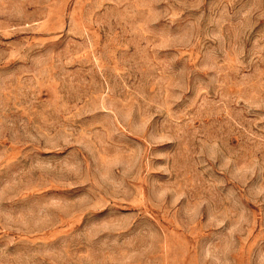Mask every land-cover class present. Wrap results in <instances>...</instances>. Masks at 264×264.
I'll use <instances>...</instances> for the list:
<instances>
[{
    "label": "rangeland",
    "instance_id": "rangeland-1",
    "mask_svg": "<svg viewBox=\"0 0 264 264\" xmlns=\"http://www.w3.org/2000/svg\"><path fill=\"white\" fill-rule=\"evenodd\" d=\"M0 264H264V0H0Z\"/></svg>",
    "mask_w": 264,
    "mask_h": 264
}]
</instances>
